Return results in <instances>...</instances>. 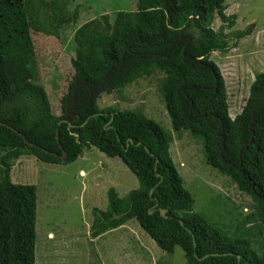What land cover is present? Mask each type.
Instances as JSON below:
<instances>
[{
    "label": "trees",
    "instance_id": "1",
    "mask_svg": "<svg viewBox=\"0 0 264 264\" xmlns=\"http://www.w3.org/2000/svg\"><path fill=\"white\" fill-rule=\"evenodd\" d=\"M228 1L137 0L135 11L96 12L87 22L83 10H71L73 0H0V264H36L37 188L11 181V160L35 155L69 164L92 146L120 158L139 182L125 197L108 191L107 209L93 212L95 238L135 220L163 251L180 247L187 264H264V231L244 228L252 221L264 226V73L256 74L247 104L232 119L225 79L211 58L230 48L225 27L214 29L216 19L228 22L226 28L235 25L236 17L225 13ZM67 29L74 30L71 44ZM250 34L251 28L238 36ZM35 35L63 40V62L75 54L65 64L73 77L61 106L62 117H78L71 127L59 126V142L60 118L37 81ZM156 73L163 74L159 90L174 132L199 139L204 161L251 198L252 212L236 219L234 228L254 238L260 253H250V240L230 236L195 211L171 156L172 132L140 112L101 108L93 97ZM1 124L58 156L27 145Z\"/></svg>",
    "mask_w": 264,
    "mask_h": 264
},
{
    "label": "rangeland",
    "instance_id": "2",
    "mask_svg": "<svg viewBox=\"0 0 264 264\" xmlns=\"http://www.w3.org/2000/svg\"><path fill=\"white\" fill-rule=\"evenodd\" d=\"M136 3L137 0L135 4L133 0H73L71 10L79 7L88 22L98 17L96 12L101 16L135 11ZM225 13L236 17L235 25L226 28L228 22L216 19L214 29L219 31L225 27L224 36L230 48L225 54L214 52L211 58L225 79L229 114L234 119L247 103L256 74L264 73V0H229ZM250 28L249 36H238ZM64 34L71 44L74 30L67 29ZM46 38L34 36L37 69L50 97L55 96L56 102L50 98L53 113L60 115L61 97L68 93L73 77L65 64L69 66L75 54H68L65 62L61 61L66 53L63 40ZM162 77L163 74L156 73L136 80L121 92L100 93L98 104L140 112L172 132L171 156L185 187L195 199V211L230 236L250 240V253H260L254 238L234 228L236 219L240 222L252 212L251 198L204 161L199 139H193L188 132L182 136L174 132L159 90ZM92 149H86L69 164L44 163L34 155L11 161V181L37 188L36 264H187L180 247L172 254L163 251L135 220L99 237L92 235L93 212L107 209L108 191L114 188L120 197H125L139 187L137 177L120 158ZM255 222L244 224V228H251L253 233L264 231L262 225L255 228Z\"/></svg>",
    "mask_w": 264,
    "mask_h": 264
},
{
    "label": "clouds",
    "instance_id": "3",
    "mask_svg": "<svg viewBox=\"0 0 264 264\" xmlns=\"http://www.w3.org/2000/svg\"><path fill=\"white\" fill-rule=\"evenodd\" d=\"M37 81H39L38 83L40 84V85H42L43 86V84H42V82L40 81V78H38V80ZM82 85H86V82H82L81 83V85H79L77 88H75V91L74 92H76V90H78ZM52 86H56V85H52ZM70 86V85H69ZM57 87V86H56ZM101 87H102V85H101ZM45 88V87H44ZM51 89H52V87H51ZM58 89V88H57ZM46 90V89H45ZM91 91V93H92V95H93V91L92 90H90ZM46 92H47V94H48V96H49V99L50 98H53V100L55 101V96H54V94H51V96L52 97H50V95H49V93H48V91L46 90ZM53 92H57L58 93V90H52V93ZM68 92H69V88H68ZM113 93V92H112ZM67 94V93H66ZM100 94V91L98 90L97 92H96V94L95 95H93V97L94 98H96V99H98V95ZM102 94V93H101ZM106 94H108V93H106ZM111 94V93H110ZM64 96V95H63ZM62 96V97H63ZM62 97H61V99H62ZM248 98H249V95H248ZM73 100H74V102H75V100H76V96H73ZM99 100V99H98ZM56 102V101H55ZM60 104H61V101H60ZM247 104V103H246ZM245 104V105H246ZM52 106V108H53V104L51 105ZM109 107V106H108ZM101 108H104V107H101ZM244 108V107H243ZM73 110H74V107H70V108H68V111H72L73 112ZM52 112H53V110H52ZM54 114V113H53ZM62 114H63V112H62V106H61V114L60 115H56V114H54V116H56V117H59L60 119L58 120V123H57V129H56V131H58V135H57V139H58V136H59V126L61 125V124H64V123H66L68 126H72V124H73V122H74V120H75V118L76 117H78L77 115H75L74 113H72V116L71 117H62ZM112 117H113V115H112ZM255 117V116H254ZM68 119H73V121L70 123V124H68L66 121L65 122H63V123H60L59 124V121H61V120H68ZM111 121H112V119H111ZM22 137V136H21ZM23 138V137H22ZM26 139V138H25ZM27 140V139H26ZM25 141V140H24ZM28 141V140H27ZM29 142V141H28ZM59 142V141H58ZM131 142V141H130ZM132 142H133V140H132ZM31 143V142H30ZM27 144V143H26ZM32 144H34V143H32ZM28 145V144H27ZM30 146V145H29ZM31 147H38L42 152H44L45 154H47V155H49V156H55L54 154H56V153H54V152H51V151H49V150H47V149H45V148H43V147H39V146H37L36 144L34 145V146H31ZM94 146H92V147H89V148H85L84 149V151L86 150V149H89L90 151H94V149H92ZM94 148H96V147H94ZM96 149H98V148H96ZM99 150V149H98ZM84 151H83V153H84ZM100 151V150H99ZM102 152V151H101ZM54 153V154H53ZM83 153L81 154V155H83ZM103 153V152H102ZM64 154H66V152L65 151H63V154L60 156V158H62L63 156H64ZM67 155V154H66ZM80 155V156H81ZM32 156V155H31ZM35 156V155H34ZM56 156H58V154H56ZM80 156H78V158L80 157ZM36 157V156H35ZM37 158V157H36ZM77 158V159H78ZM111 158H114V157H111ZM38 159V158H37ZM63 159V158H62ZM12 160H14V159H12ZM11 160V161H12ZM16 160V159H15ZM39 160V159H38ZM41 161V160H40ZM43 162V161H42ZM44 163H47V162H44ZM10 164H11V162H10ZM48 164H54V163H48ZM82 173H84L85 174V171L83 170V171H81ZM139 188V187H138ZM137 188V189H138ZM102 211V210H101ZM112 231V230H111ZM108 232H110V231H108ZM107 233V232H106ZM105 234V233H104ZM101 235H103V234H101ZM100 235V236H101ZM99 237V236H98Z\"/></svg>",
    "mask_w": 264,
    "mask_h": 264
},
{
    "label": "water",
    "instance_id": "4",
    "mask_svg": "<svg viewBox=\"0 0 264 264\" xmlns=\"http://www.w3.org/2000/svg\"><path fill=\"white\" fill-rule=\"evenodd\" d=\"M65 121H66L68 124H70V123L73 121V119L61 120V121H59V124L65 122ZM1 125H3V126L9 128V129L15 131V132L18 133L20 136H22V135H21L18 131H16L13 127H11V126H9V125H7V124H1ZM57 133H58V131H57ZM57 135H58V134H57ZM22 137H23V139L25 140V142H26L28 145H30V146H34V145H35V144H32V143L28 142V141L25 139L24 136H22ZM58 141H59V136H58ZM130 141L132 142V140H130ZM53 154H54V153H53ZM54 155L56 156V154H54ZM66 157H67V155L64 154V156H63L62 158L65 159ZM157 162H158V161H157ZM152 193H153V191H151V195H152ZM152 213H153V211H150V214H152ZM160 213H161V215H162L164 218L167 217V216H166V213H167V210H166V209H161ZM194 244L196 245V242H195V241H194Z\"/></svg>",
    "mask_w": 264,
    "mask_h": 264
},
{
    "label": "crops",
    "instance_id": "5",
    "mask_svg": "<svg viewBox=\"0 0 264 264\" xmlns=\"http://www.w3.org/2000/svg\"><path fill=\"white\" fill-rule=\"evenodd\" d=\"M83 171V170H82Z\"/></svg>",
    "mask_w": 264,
    "mask_h": 264
}]
</instances>
